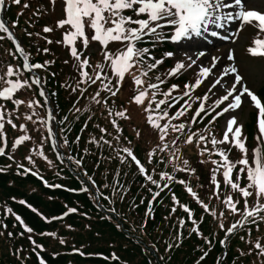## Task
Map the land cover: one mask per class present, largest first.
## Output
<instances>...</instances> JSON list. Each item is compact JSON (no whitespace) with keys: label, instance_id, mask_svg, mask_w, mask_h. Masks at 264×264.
<instances>
[{"label":"trees","instance_id":"1","mask_svg":"<svg viewBox=\"0 0 264 264\" xmlns=\"http://www.w3.org/2000/svg\"><path fill=\"white\" fill-rule=\"evenodd\" d=\"M4 2V20L21 42L30 63H51L37 70L41 76L40 87L32 84L33 75L23 70V58L13 40L0 32L4 37L0 39V75L11 65L19 69L20 80H27L30 85L19 92L17 99L24 101L19 107L11 101L0 100L6 110V119H12L17 126L13 128L5 123L7 153L5 150L0 156V264H41V261L44 264H264V255H258L255 247L257 242L264 246V220L257 218L253 222L250 218L243 228L226 235L231 224L241 217L226 207L224 198L213 196L210 176L215 165L211 161H219L220 157L209 155L216 151L210 140L213 135L217 140L223 139L220 119L210 123L212 116L201 115L203 119L197 117V122L191 124L194 104L185 116L173 121L184 123L185 131H169L163 141L168 148L160 151L159 134L148 124L147 113L142 106L131 102L134 85L130 74L126 75L116 96L102 91L101 81L79 83V62L71 61L70 55L64 57L53 42H47L51 40L50 33L43 31L45 26L53 28L54 21L49 15L51 1ZM92 44L99 43L90 42L88 47ZM78 46L77 50L83 53L82 59L88 58L90 64L84 71L94 78L98 71L95 65L105 63L104 51ZM45 48L49 50L47 53ZM166 51H173L167 42L158 44L153 55L161 58ZM173 66V58L165 59L144 79L155 82L156 75H163ZM133 72L139 74L135 69ZM103 75L112 80L105 66ZM186 83V78L173 77L161 88L166 91L172 84H178L180 90L174 95H180ZM4 87L6 85L0 82V89ZM41 90L50 95L59 153L52 146L46 127L48 104L40 95ZM97 91H100L99 104L92 99ZM261 96L264 99V86ZM31 101L38 102L39 106L33 104L29 108ZM179 107L171 109L170 115ZM125 109L128 119L115 115ZM32 112L38 115L32 120L26 119ZM21 125L26 131L21 130ZM101 128L105 131L101 132ZM247 132L251 145L255 121L248 125ZM192 133L198 135L193 136L192 143H186ZM24 135L30 139L9 159L13 143ZM200 135L207 137V141L200 142ZM105 140L109 143H104ZM205 144L209 151L201 155ZM4 146V140H0V147ZM124 148L132 152L148 175L161 185L168 183L169 187L160 191L148 181L135 168ZM217 149L227 152L229 160L234 161L233 149L223 144L217 145ZM29 156L31 163L26 159ZM185 159L194 172L179 170L184 167ZM26 168L31 170L27 174L24 173ZM163 172L174 180H161ZM222 173L223 169L217 177ZM178 180H184L185 184L177 183ZM186 186L208 205L210 212L204 211ZM158 191L160 195L155 196ZM173 195L179 204L174 203ZM232 198L236 201V194ZM180 205L191 210V218ZM181 221H184L183 227ZM194 227H198L199 235L193 231ZM222 240L226 241L224 245L220 243Z\"/></svg>","mask_w":264,"mask_h":264},{"label":"snow or ice","instance_id":"2","mask_svg":"<svg viewBox=\"0 0 264 264\" xmlns=\"http://www.w3.org/2000/svg\"><path fill=\"white\" fill-rule=\"evenodd\" d=\"M3 2L4 0H0V5ZM13 3L19 4L20 0H13ZM51 3L54 5L56 0H51ZM249 3L250 0H64L63 11L65 18L55 22V27L59 29H65V26H68V30L64 34L63 43L65 46H71V56L79 62L78 67L81 76L79 83L96 84L97 81H101V90L109 92L111 96H116L120 92L125 76L131 75L132 84L134 85L131 102L142 106L143 111L147 113L148 124L151 128L157 130L159 134L161 144L158 145V148L162 152L168 148V145L164 144L163 141L168 136L169 131L176 133H183L185 131L186 125L184 123H173V121H177L185 116L192 109L193 103L199 102L194 115L191 117L190 123L195 124L197 117H201L202 113L211 115L212 112H215L216 115L213 116L212 121H210L211 123L218 116L238 109L241 106L242 97L245 94L251 98L254 106L259 110L258 130L260 133L256 137L258 146L253 151L252 164L248 160L245 140L241 139L242 126H236L234 129V126L237 124L236 117L233 116L227 121V130L224 133L223 139L217 140L213 135L210 140L213 149H216V151L209 153V155L215 154L220 157L219 161H211L215 167L211 170L210 182L215 186L216 193L220 190L217 173L223 169L224 184L230 186L233 191H239L244 198V208L242 211L237 207L239 204L238 200L233 201L231 196L224 200L226 207L233 214H238L241 217L238 222L231 224L226 231V235H231L238 228H243L249 222L250 218L253 222L257 218L264 220V216H261V213H264V203H261V199H264V148H261L259 144L261 137H264V104L261 103V100L258 99L253 91L243 84V76L235 65L227 67L221 66L219 71L214 72L213 70L217 68V64L220 61L218 55L211 56L210 62L205 64L201 58L206 57L208 53L203 50L193 51L191 48H186L184 43L193 42L194 38L202 37L203 34L218 37L221 40H228L232 35L239 36L240 31L246 25H251L258 29L259 33H264V11L249 7ZM25 7H28V5L26 4ZM224 9L231 11L223 12ZM37 11L39 12V9ZM129 12L131 14H126ZM236 22H238L237 31L230 36H221L217 31H210L212 27L222 28L225 24ZM53 30L52 27L48 26L43 28L45 33H51ZM0 32L6 33L8 38L12 39V34L2 21H0ZM0 39H4V37L0 36ZM78 41L82 43L83 49L85 50L88 48L90 42H99L104 49V60L108 62L112 76L117 78L115 84H113L109 76L103 75L104 64L95 65L98 71H96L94 78L87 71H84L85 68L90 67V64L88 58L82 59L83 53L77 50L76 44ZM47 42L51 44L53 41L48 40ZM113 42H118L123 47L120 49H110L109 45ZM165 42L177 45V51L180 52L184 59L176 61L174 66L163 75H156L155 82H149L144 78H148L149 74L162 65L165 59L173 58L176 55V52L173 51L164 52L161 58L153 55L155 47ZM57 43L61 42L57 41ZM253 44L254 46L248 48L249 54L252 57H264V39H260L257 36ZM16 50L23 58V68L28 72L34 73V70L42 69L51 63L48 61L45 64L29 63L28 55L24 52L23 48L17 44ZM48 51L47 48L44 49V52L47 53ZM227 59L229 61L234 60L231 51H229ZM185 60L187 63H185ZM198 61H200L199 64ZM193 66L198 68L197 78L194 83L184 84V90L180 95H174V93L180 90L178 84H172L166 91L161 88L168 78L177 77L183 72H187ZM133 69L139 74L137 75L136 72H133ZM230 74H232L234 79L225 81L226 87L224 88V92L212 102L209 109H206L205 104L210 99L209 93L215 95L213 89H216L217 85H221L224 77ZM13 77L16 78L12 79ZM19 77V69H14L11 65L5 68L4 75H0V82L6 85V87L0 89V100L11 101L17 107L22 105L24 101L14 99V95L24 87L30 86L27 80L21 81ZM209 77H214V82L207 88L204 95L193 96V93ZM105 81L107 82L105 83ZM32 84L40 87L41 77L33 74ZM238 85L240 87H237ZM40 95L44 96L43 90L40 91ZM98 97H100V91H97L92 97L99 104L101 100ZM145 101H147L146 106ZM103 102L106 104L107 100ZM33 104L39 106L38 102L31 101L28 107L32 108ZM177 105L180 107L174 114L170 115V110L176 108ZM222 105V110L216 111ZM126 111V109L124 111H118L115 115L123 119H128ZM7 115L10 116L11 114L7 113ZM37 115L38 113L32 112L31 115H26V119L32 120L33 116ZM109 115H112L111 111H109ZM161 121H164V123H161ZM5 123L11 125L13 128L17 127L12 119H6L5 107L3 104H0V140H4L5 143L4 147H0V155H4L6 150V138L3 131ZM113 123L115 124V121ZM20 128L22 131H26L23 125ZM100 131L104 132L105 130L101 128ZM229 133H231L232 137L231 143L242 153V158L235 162L229 160L227 152L217 149V145L229 142ZM49 134L51 135V129H49ZM196 135L198 134L192 133L189 135L186 143H192L193 136ZM29 139L30 137L27 135L19 137L14 142L13 150ZM199 141L205 142L207 141V137L200 135ZM104 143L107 144L109 142L105 140ZM174 143L175 141H173ZM123 151L135 161L140 173L145 175V178L160 189V191L169 187L168 183L161 185L151 175H148L145 168L140 164V161L137 160L129 149L124 148ZM208 151L207 145L205 144L200 154L203 155ZM40 155H43V153L41 152ZM149 155L151 156L152 154L150 153ZM8 158L12 159L11 156ZM26 159L30 163L32 162L31 156ZM201 163H204V161H201ZM183 165L184 167L179 169L180 171H195V169L189 167V161L187 159L183 160ZM238 165L240 166L239 172L236 174L235 180H233L232 174ZM19 167H22V165H18ZM30 171V169H24L25 174ZM245 171L247 173L248 183L244 187H241L240 180ZM33 174L35 175V173ZM160 179L173 181L174 177L167 172H163L160 174ZM176 182L182 185L185 184L184 180H178ZM250 189L255 190V203L251 207L249 206L248 198L253 195V192ZM186 190L196 199L197 203L201 205L205 212H210L208 205H205L199 199L191 187L186 186ZM159 195V191L155 193V196ZM173 201L179 204L175 195H173ZM21 203H24V201H21ZM180 206L188 213L189 218H191V210L186 205ZM175 210V208L172 209L173 212ZM70 211L75 210L71 209ZM211 214L215 216L214 212H211ZM220 215L223 216L224 213H220ZM16 219L23 224L19 216ZM180 223L181 227H183L184 221ZM192 223L196 225L197 222L193 220ZM220 227L223 230L224 225L221 224ZM26 230L31 231L30 228H26ZM193 231L198 235L200 234L198 227H194ZM220 243L224 245L226 241L222 240ZM255 247L259 250L258 255H264V246H261L257 242ZM206 255L207 253H205ZM203 258L201 257V259ZM41 264H44V262L41 261Z\"/></svg>","mask_w":264,"mask_h":264},{"label":"rangeland","instance_id":"3","mask_svg":"<svg viewBox=\"0 0 264 264\" xmlns=\"http://www.w3.org/2000/svg\"><path fill=\"white\" fill-rule=\"evenodd\" d=\"M249 7H254L257 10L264 11V0H250ZM64 0H56V3L51 5V9L49 11L50 17H52V20L54 21V27L53 31L51 32V37L54 46L59 49L65 56L68 57V55L71 56V54L68 53V51L71 50V46H65L63 43V38L65 32L68 30V26H65V29H59L55 27V22L61 19L65 18L64 15ZM231 11L229 9H224L223 12ZM238 28V22L236 23H228L225 24L222 28H210V31H217L221 36H230L232 33H235ZM259 36L260 39H264V33H259L258 29L252 27L251 25H246L242 31H240L239 36L232 35L230 39L228 40H221L218 37H212L208 34H203L202 37L194 38L193 42H185L184 46L186 48H191L193 51L195 50H203L208 53L206 57H202L201 60L208 64L210 62L211 56L218 55L220 57V61L217 64V68L213 71H219L221 69V66H232L235 65L240 74L243 76V84L246 85L253 93L259 98V94L261 93V88L264 85V57H252L249 52L248 48L254 46L253 41L255 38ZM57 41H60L61 43H57ZM78 45H82L81 42H77L76 47ZM174 45V44H173ZM79 47V46H78ZM176 55L173 57L175 62L180 61L184 59V57L180 54V52L177 51L178 46L174 45ZM90 50H99L100 45L95 44L91 47H88ZM110 49H118L116 46V43L113 42L109 45ZM231 51L232 55L234 56V60L229 61L227 59V55ZM74 60V58H71V61ZM185 63L187 61L185 60ZM200 61H198V64ZM108 69H111L109 67V64L107 65ZM197 72L198 68L196 66H193L191 69H188L187 72H183L182 76L189 77L190 83H194L195 79L197 78ZM229 79H234L232 74H230L227 77H224V80H222L221 85H217L216 89H213V95L212 93H209L210 101H214L219 97L221 93L224 92V88L226 87L225 81ZM214 82V77H209L208 80L204 82V84L201 85L200 88H198L195 92L200 90H207L208 87L211 86V84ZM237 87H240L239 85ZM20 91H18L16 94H18ZM15 94V95H16ZM230 99H232L230 97ZM227 103V102H225ZM223 108V105L221 106ZM222 110V109H221ZM259 110L254 106V102L251 101L250 97H247L245 94L242 97V103L241 106L236 109L235 111H230L229 113H224L223 116V130L226 132L227 130V121L232 118L233 116L237 119V124L234 126V129L236 126H242V132L245 130L246 125L251 120V117L254 113H258ZM19 138V137H18ZM17 138V139H18ZM231 133H229V142L226 143L228 146L234 147L238 152H240L233 144L231 143ZM242 139V138H241ZM27 143V141L21 143L15 150H13L12 145V155L18 154L23 148L24 145ZM259 144L262 148V145H264V137H261V140L259 141ZM258 146V142L255 145L256 149ZM254 149H247V156L249 163L252 164L253 161V151ZM241 153V152H240ZM254 166V165H253ZM238 173V172H237ZM236 175L234 176L233 180H235ZM248 183L247 181V173L243 174L240 185L241 187H244ZM224 189H231L230 186H227L224 184ZM233 191V190H232ZM250 191L253 192V196L255 197V190L250 189ZM234 194L238 195L239 198V204L238 208L242 211L244 208V198L241 196V193L239 191H233ZM249 201V200H248ZM261 203H264V199H261Z\"/></svg>","mask_w":264,"mask_h":264}]
</instances>
